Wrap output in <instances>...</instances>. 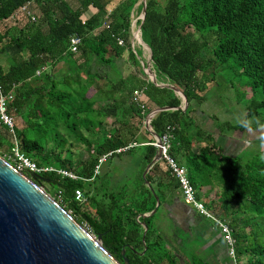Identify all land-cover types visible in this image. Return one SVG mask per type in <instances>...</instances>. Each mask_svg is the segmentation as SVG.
I'll list each match as a JSON object with an SVG mask.
<instances>
[{
	"label": "trees",
	"instance_id": "16d2710c",
	"mask_svg": "<svg viewBox=\"0 0 264 264\" xmlns=\"http://www.w3.org/2000/svg\"><path fill=\"white\" fill-rule=\"evenodd\" d=\"M27 1L0 0V82L13 95L8 109L15 118V136L0 127V154L11 151L16 139L21 152L38 165L78 175L81 179L75 180L46 172L41 176L50 183L37 182L91 233L101 236L121 262L127 257L130 264H180L157 233V213L139 217L156 206L152 189L160 196L168 187L159 180L156 188L151 171L143 176L157 153L154 137L146 139L151 134L145 119L156 108L173 107L153 118V130L160 136L171 132L170 154L188 169L196 188L206 176L217 179L223 188L221 208L230 211L227 216L249 213L247 234H237V256L241 264H264V151L245 160L228 156L214 134L194 118L195 103L205 100L219 70H234L236 78L264 95V0L146 1L143 40L152 49L158 77L187 96V110L179 108L182 98L173 89L150 81L132 48L133 14L142 11L141 0H119L113 9H108L111 0H34L29 6L34 19L18 13ZM14 14L19 16L10 20ZM75 36L81 40L72 51ZM126 49L133 63L127 74L121 65ZM60 64L63 73L58 75L54 71ZM136 90L141 94L135 95ZM262 107L264 99L252 101L247 119ZM224 125L252 128L247 121ZM70 135L89 148L85 161L74 164L64 156ZM195 140L203 146L197 149ZM104 156L103 164L112 160L118 169H123L118 161L133 163L131 186L119 189L115 174L98 180L101 171L95 176V168ZM79 188L84 202L75 198ZM143 223L148 226L145 240ZM231 223L234 230L240 227L238 220ZM255 227L260 230L251 239Z\"/></svg>",
	"mask_w": 264,
	"mask_h": 264
},
{
	"label": "water",
	"instance_id": "95a60500",
	"mask_svg": "<svg viewBox=\"0 0 264 264\" xmlns=\"http://www.w3.org/2000/svg\"><path fill=\"white\" fill-rule=\"evenodd\" d=\"M146 1L143 2L140 24L137 34L133 37L149 48L143 40L142 24L146 17ZM137 21L132 25L135 27ZM142 42L139 40V36ZM135 41H132L134 49ZM154 63V62H153ZM155 67V66H154ZM149 79L161 87H170L181 98L179 107L187 110L189 102L187 96L175 85L160 83L156 70L151 71L149 64L144 67ZM174 109L170 106L156 108L150 111L146 118L147 129L160 139L152 128L153 118L161 111ZM162 158L161 151H157L154 159L147 165L143 176L146 178L148 170ZM46 179L37 173H26L18 170L11 162L0 155V264H129L119 261L103 244L102 237L96 236L85 225L65 209L63 205L37 182ZM153 190V189H152ZM156 198L155 208L139 217H150L161 206V200L153 190ZM145 228L143 240L147 234Z\"/></svg>",
	"mask_w": 264,
	"mask_h": 264
},
{
	"label": "rangeland",
	"instance_id": "374dc122",
	"mask_svg": "<svg viewBox=\"0 0 264 264\" xmlns=\"http://www.w3.org/2000/svg\"><path fill=\"white\" fill-rule=\"evenodd\" d=\"M119 0H111L108 5V9H113L117 4ZM140 3V2H139ZM139 5V4H138ZM141 17V12H138L137 10L133 14V20L132 25L134 22L137 21L135 27L139 26L138 21ZM135 27H132V41H135L134 51L136 52L139 60L141 61V64L144 67L147 66V63L149 64L150 70H155L154 63L149 61L147 58V50L148 48L146 45L141 44L137 39H134L133 33L135 31ZM141 38L139 37V40ZM142 42V40H140ZM133 48V47H132ZM127 50V49H126ZM139 51L141 53L139 54ZM149 57V55H148ZM150 58V57H149ZM123 60H121V65L123 72L125 74L129 73L131 69L133 68V63L129 59V52L128 50L124 52L123 54ZM62 65L60 64L56 69L55 73L62 74ZM156 73V71H155ZM160 83H168V81H165L158 77ZM212 86L209 87L205 91V101L201 105H195L198 106L197 110L201 114H196L195 119L199 118V122L197 125L200 128H203L204 130L209 131L210 133L214 134L216 140L219 138L220 143L225 148V153L228 156L237 157L240 160H245L248 158H251L256 153L264 151V107L259 108V113L255 114L254 116L247 119V110L249 105L252 101H260L264 99V95L262 91L255 90L252 88V86L247 85L245 80L242 78H236L234 74V70L230 71H223L219 70L217 72L216 81L211 82ZM209 84V86L211 85ZM214 84V85H213ZM202 113H205V116L202 115ZM17 124L21 127L23 126L22 122L18 119ZM247 121L249 125L252 126V128H245L241 129L239 128H230L225 126V123H231L232 125L238 126L241 123H244ZM109 125V123H108ZM196 128H194L195 130ZM85 135H89L91 137V133L86 132L85 130H82ZM63 133V131H62ZM224 136V137H222ZM52 147V145H50ZM5 150V148L3 149ZM58 150H61V148H58ZM64 150V156L68 157L74 164H77L78 162L85 161L89 158V148L87 145L79 140L76 139L75 135L68 136V142L67 145L63 148ZM6 152V151H3ZM140 153V152H139ZM112 161V160H111ZM104 163L102 165L101 173H100V181L104 179L106 176H117L118 182L117 185L119 189L125 188V186H131L132 185V179H133V163H129L127 160L118 161L120 165L122 164L123 169H118V167L115 165V161L113 162ZM126 163V164H125ZM125 164V166H124ZM128 165V166H127ZM109 180V179H108ZM203 183L206 185L210 184V188L212 190L213 195V202L217 205L214 209V212L210 210L208 207V202L210 200L207 198L208 194L201 193L200 195L196 193L197 201L204 203V205L212 212L217 213L219 219L226 225L229 226L231 229L232 238L234 240L235 246L238 248V239L237 234L245 235L247 234L245 224H246V217L249 216V213L247 211H239V212H231L229 216L228 211L226 213V209L223 210L221 208V203H223L222 199H220V194L222 192V185L217 181L215 178L207 177L203 179ZM181 196V202H183V195H181V192H179ZM217 195V196H216ZM183 197V198H182ZM233 205V204H232ZM188 207L192 208L193 205H187ZM246 206V205H245ZM244 205L242 206V209L246 210ZM234 208V205H233ZM162 208L159 209V211L156 214V217L161 212ZM226 213V214H225ZM247 214V215H246ZM212 222L215 223L218 229H216V232H221L223 240L224 233L223 228L214 221L213 219L209 218ZM233 219L236 221H239L240 227L238 229H233L232 223ZM252 221V220H250ZM249 229V228H248ZM264 229V228H263ZM250 230V229H249ZM260 230V227H255L254 230V236L251 239L255 238V233ZM186 237V235L184 236ZM183 237V238H184ZM186 253V257L188 259L191 258V256L195 254V251L200 249V243L197 241H191L190 243H187L184 247ZM202 256L203 252H200ZM246 257V256H245ZM242 260L241 258H239Z\"/></svg>",
	"mask_w": 264,
	"mask_h": 264
},
{
	"label": "built area",
	"instance_id": "2783aa9c",
	"mask_svg": "<svg viewBox=\"0 0 264 264\" xmlns=\"http://www.w3.org/2000/svg\"><path fill=\"white\" fill-rule=\"evenodd\" d=\"M34 0H28L24 5L21 6V9L18 13H27L28 15H31V17L34 19L33 13L31 10H29L30 4ZM17 15L14 14L11 16L10 20H15ZM80 37H73L71 40V49L72 51L77 50V46L80 43ZM119 44L123 45L124 40L122 38H118ZM40 73V71H38ZM141 90H136L135 95H140ZM13 98L12 94H8L4 91V88L0 82V127L5 126L7 127L11 133L15 136V118L14 116L9 112L8 105L10 100ZM144 107V105H142ZM147 118V117H146ZM170 129V128H169ZM171 130V129H170ZM172 139L173 135L168 130L166 131L162 136H160V139L155 138L152 142L153 145L156 146L157 151H161L162 158L161 160H164L169 169L171 174L174 176V178L177 180L179 187L181 189L182 195L184 197V201L189 204L193 205L203 216L207 218H211L223 228L224 238L229 244V250H230V256L232 258V264H241V260L237 256L236 252V246L234 243V240L232 238L231 229L228 225L224 224L217 215L212 213L205 205L204 203H201L197 201L196 198V187L192 183L189 174L188 169L179 164L175 158H173L170 154V149L172 145ZM132 146V145H130ZM128 146L127 148H129ZM122 149H119L118 151H121ZM4 158H6L9 162H11L18 170L26 172V173H37L41 175L42 173L46 172H56L58 174H61L62 176L69 177L71 179H81L78 175H76L72 171H68L66 169H58L54 166H40L33 160H31L29 157H27L24 153L21 152L18 142L15 139V144L11 151L4 152L2 154ZM106 161V156L100 159L99 164L95 168V176L98 175L101 171V165L103 162ZM75 198L79 202H84L86 200L84 191L79 188L75 191Z\"/></svg>",
	"mask_w": 264,
	"mask_h": 264
},
{
	"label": "crops",
	"instance_id": "0c3cea01",
	"mask_svg": "<svg viewBox=\"0 0 264 264\" xmlns=\"http://www.w3.org/2000/svg\"><path fill=\"white\" fill-rule=\"evenodd\" d=\"M156 70V69H155ZM157 73V71H156ZM211 84V83H209ZM214 85V84H213ZM212 84L209 86L211 87ZM206 98V97H205ZM205 100H202L201 102H197L196 105H201ZM195 105L196 111L195 114H201L198 112L197 107ZM203 116H205V113H202ZM200 118V117H199ZM199 118L197 119L196 123L199 122ZM145 128L146 130V119H145ZM150 132V131H149ZM151 135H149V137H147V140H152L153 137L155 139V136L150 132ZM224 137V136H222ZM218 141L215 140L222 146V144L219 141V138H217ZM203 142L200 143V141L195 140V145L196 148H200L203 146ZM223 147V146H222ZM224 148V147H223ZM225 151V148H224ZM151 171V172H150ZM148 172L151 173V175L155 178V183L154 186L156 188H158L157 186H159L158 182L159 180L163 183V185H168L167 187V191L163 192V194H161L159 196L160 200H161V206L159 207L162 208L161 212L159 213V215L153 220V224L157 229V233H167V231H170L169 228L172 225V223H170V220H167V215H170V219H172L178 226V230L180 233H183V235H188L191 233H195L194 239L195 241H197V233L198 236H201V240H200V244H204V247H211L212 249H214L215 253L214 256L217 255V251L220 248V244L224 242L223 237L221 232H216L217 226L215 225L214 222H212L209 218L203 216L195 207H188L184 198H183V202H181V196L179 195L181 192V189L179 187V184L177 182V180L174 178H171L170 175H168V166L167 164L163 161L160 160L158 161L157 165H153ZM154 190V189H153ZM197 193L200 195L201 193L208 194L207 198L210 200V202H208V207L210 208L211 211L214 212V209L216 208V204L213 202V195H212V190L210 188V184L206 185L203 184L202 186L196 188ZM155 192L157 190H154ZM161 192V189H160ZM182 195V192H181ZM217 196V195H216ZM214 208V209H212ZM159 209L157 210V212L159 211ZM156 212V213H157ZM215 215H219L217 213H215ZM192 235V234H191ZM198 242V241H197ZM225 243V242H224ZM186 251H184L183 254H185Z\"/></svg>",
	"mask_w": 264,
	"mask_h": 264
},
{
	"label": "flooded vegetation",
	"instance_id": "af4514ba",
	"mask_svg": "<svg viewBox=\"0 0 264 264\" xmlns=\"http://www.w3.org/2000/svg\"><path fill=\"white\" fill-rule=\"evenodd\" d=\"M170 215H167V220H170V223L172 225L170 226L169 230L167 233H161L163 237L165 238L168 248L170 251V254L178 259V262L180 264H232V258L230 256V250H229V244L226 240H224L223 243L220 244V248L217 251V255L214 256L215 251L211 247H204V244H200V249L195 251L196 256L193 254L190 259L186 257L184 253L185 245L187 243H190L191 241H195L194 236L195 233L188 234L186 237L183 235V233L179 232V228L177 224L170 219ZM184 237V238H183ZM201 236H198L197 233V241L200 242ZM200 252H203L202 256ZM123 254L125 256L126 254V249L123 250ZM128 258L124 259V263L126 262ZM120 261V260H119ZM128 262L130 264V261L128 259ZM123 263V262H122Z\"/></svg>",
	"mask_w": 264,
	"mask_h": 264
},
{
	"label": "bare ground",
	"instance_id": "6f19581e",
	"mask_svg": "<svg viewBox=\"0 0 264 264\" xmlns=\"http://www.w3.org/2000/svg\"><path fill=\"white\" fill-rule=\"evenodd\" d=\"M135 32H136V34H137V27H135ZM138 37H140V35H139ZM140 40H141V39H140ZM147 58H148L150 61H152V60L148 57V55H147ZM151 71H153V70H151Z\"/></svg>",
	"mask_w": 264,
	"mask_h": 264
}]
</instances>
